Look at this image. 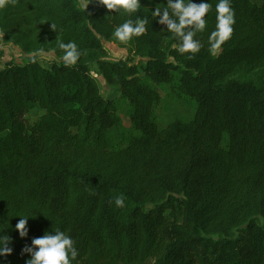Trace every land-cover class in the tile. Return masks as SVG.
<instances>
[{"label": "trees", "instance_id": "1", "mask_svg": "<svg viewBox=\"0 0 264 264\" xmlns=\"http://www.w3.org/2000/svg\"><path fill=\"white\" fill-rule=\"evenodd\" d=\"M140 2L131 16L98 0L0 7L1 38L23 60L0 68V236L12 249L0 264H25L32 240L56 230L75 241L73 264H264V0H231L233 33L215 52L209 0L195 54L174 49L151 15L166 0ZM141 17L143 35H114ZM61 41L77 44L74 65ZM104 43L126 58L111 60ZM93 75L119 99L103 98ZM159 89L190 115L165 114ZM19 216H31L23 238Z\"/></svg>", "mask_w": 264, "mask_h": 264}, {"label": "clouds", "instance_id": "2", "mask_svg": "<svg viewBox=\"0 0 264 264\" xmlns=\"http://www.w3.org/2000/svg\"><path fill=\"white\" fill-rule=\"evenodd\" d=\"M14 2L15 0H0V7ZM92 2L93 0H81L80 7L86 10ZM98 3L105 6L109 12L118 13L122 10L129 16L142 8L140 0H98ZM215 7L217 23L215 30L210 35V39L214 41L211 45L213 52L218 50L223 42L231 38L235 24V10L231 7V0H218ZM211 9L212 5L209 0H200L199 3L194 2V0H166L164 5L156 6L151 10V15L159 17L158 23L166 25L167 31L174 35L177 41L172 45L174 49L180 53L195 54L201 48L199 40L195 37L198 32L205 30L207 26L206 15ZM147 24V18L141 17L135 20L129 18L116 27L114 35L120 41L128 42L133 37L143 35L147 31ZM51 27L54 28L55 26L52 25ZM58 46L64 50V61L69 65H74L81 55L77 44L74 41L67 43L61 41ZM189 58L191 59V55ZM124 199L122 195L118 196L115 199V205L123 207ZM19 217L15 230L23 238L27 235L26 225L31 216ZM9 241V236H0V257L11 254L12 249L5 246ZM23 251L31 254L25 264H73L78 256L75 241L60 230L34 238L32 246Z\"/></svg>", "mask_w": 264, "mask_h": 264}, {"label": "rangeland", "instance_id": "3", "mask_svg": "<svg viewBox=\"0 0 264 264\" xmlns=\"http://www.w3.org/2000/svg\"><path fill=\"white\" fill-rule=\"evenodd\" d=\"M104 46L106 48V52L108 54V57L111 60H124L128 54L127 47H121L117 43H104ZM40 59L44 63L50 62L51 59H54V57L51 54L40 56ZM15 62L16 64L21 65L23 63L22 55L20 53V50L16 46H12L9 43H6L2 40L0 35V68H3L6 63L8 62ZM101 94L103 98L105 99H111V100H117L119 99V92L117 89L113 87H107L104 83V81L101 78H97ZM160 95L165 98L164 101L168 105V110L165 111V114L170 115L173 111L176 112L180 116H189L191 113L192 107L189 106L188 103H185L182 99L174 100L171 97L165 96V93L162 90H158ZM121 106L123 108L124 102L120 101ZM43 112L40 111H32L30 114L26 116L27 120L30 123H34L37 121L38 117ZM124 124L128 125V119L125 118L123 115L121 116Z\"/></svg>", "mask_w": 264, "mask_h": 264}, {"label": "built area", "instance_id": "4", "mask_svg": "<svg viewBox=\"0 0 264 264\" xmlns=\"http://www.w3.org/2000/svg\"><path fill=\"white\" fill-rule=\"evenodd\" d=\"M93 76H94V78H96V79L98 78L96 75H93Z\"/></svg>", "mask_w": 264, "mask_h": 264}]
</instances>
